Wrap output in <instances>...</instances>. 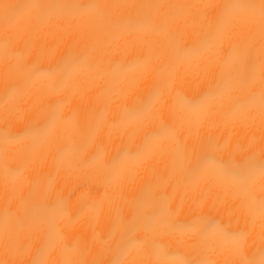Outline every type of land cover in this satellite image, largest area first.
Segmentation results:
<instances>
[{"label": "bare ground", "instance_id": "6f19581e", "mask_svg": "<svg viewBox=\"0 0 264 264\" xmlns=\"http://www.w3.org/2000/svg\"><path fill=\"white\" fill-rule=\"evenodd\" d=\"M0 264H264V0H0Z\"/></svg>", "mask_w": 264, "mask_h": 264}]
</instances>
